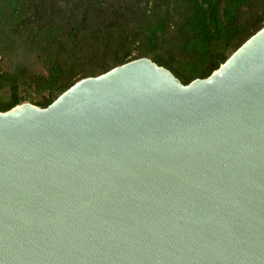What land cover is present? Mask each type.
<instances>
[{
  "label": "water",
  "instance_id": "1",
  "mask_svg": "<svg viewBox=\"0 0 264 264\" xmlns=\"http://www.w3.org/2000/svg\"><path fill=\"white\" fill-rule=\"evenodd\" d=\"M0 264H264V27L188 85L141 57L0 112Z\"/></svg>",
  "mask_w": 264,
  "mask_h": 264
},
{
  "label": "trees",
  "instance_id": "2",
  "mask_svg": "<svg viewBox=\"0 0 264 264\" xmlns=\"http://www.w3.org/2000/svg\"><path fill=\"white\" fill-rule=\"evenodd\" d=\"M263 27L264 0H0V112L141 57L188 85Z\"/></svg>",
  "mask_w": 264,
  "mask_h": 264
},
{
  "label": "rangeland",
  "instance_id": "3",
  "mask_svg": "<svg viewBox=\"0 0 264 264\" xmlns=\"http://www.w3.org/2000/svg\"><path fill=\"white\" fill-rule=\"evenodd\" d=\"M34 68H35L36 70H38V69H39V66H38V65H35ZM3 95L8 96V91H6V90H5V91H1V92H0V96H3ZM33 96H35L36 98L39 97L38 93H37V92H34V91H33ZM26 102L31 103V101H29V100L25 101V103H26ZM32 104H33V103H32Z\"/></svg>",
  "mask_w": 264,
  "mask_h": 264
}]
</instances>
